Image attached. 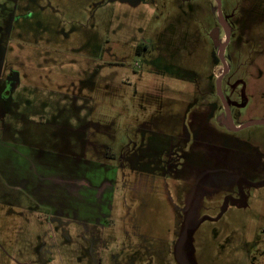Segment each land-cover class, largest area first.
Returning <instances> with one entry per match:
<instances>
[{"label": "rangeland", "instance_id": "obj_1", "mask_svg": "<svg viewBox=\"0 0 264 264\" xmlns=\"http://www.w3.org/2000/svg\"><path fill=\"white\" fill-rule=\"evenodd\" d=\"M220 2L221 60L214 0H0V264H264V124L215 92L264 119V0Z\"/></svg>", "mask_w": 264, "mask_h": 264}, {"label": "flooded vegetation", "instance_id": "obj_2", "mask_svg": "<svg viewBox=\"0 0 264 264\" xmlns=\"http://www.w3.org/2000/svg\"><path fill=\"white\" fill-rule=\"evenodd\" d=\"M227 31H228V29H227ZM229 37H230V34H229ZM228 42H229V40H228ZM225 66H226V73H227V70H228L227 69V65H225ZM225 74L223 75V77L225 76ZM219 75H217L216 80H217ZM221 81H222V79H221ZM222 94H223V92H222ZM216 96L219 99L221 107L223 109L226 127H228L231 131L236 132V131L232 130L229 127L228 119H227V115H226L223 103L221 102V100H220L219 96L217 95V93H216ZM223 97H224V100H225V102H226V104L228 106V110L230 112L232 121L237 127L241 126L242 124H245V123H248L250 121H253V120L239 121L238 123H236L234 121V117H237V109L244 108L247 105L246 98H245V96H244V94L242 92H241V95L239 96V99L237 101L235 100V98H233L229 94H228V97L224 96V94H223ZM254 125H257V124H254ZM250 126H252V125H250ZM247 127H249V126H247ZM244 128H246V127H244ZM244 128H241V129H244ZM241 129H239V130H241ZM239 130H237V131H239ZM249 141L250 140H243V143L245 144V150H244V152L242 154V159L244 161L246 160L247 167H248V170L250 171V173L253 174V175H256L259 172H264V151L261 150L258 146L254 145L253 143H251ZM248 183H250L251 185H254V186L264 185V183H262V182L261 183L260 182L259 183H256V182L254 183L251 180H249Z\"/></svg>", "mask_w": 264, "mask_h": 264}, {"label": "water", "instance_id": "obj_3", "mask_svg": "<svg viewBox=\"0 0 264 264\" xmlns=\"http://www.w3.org/2000/svg\"><path fill=\"white\" fill-rule=\"evenodd\" d=\"M216 2V5H217V14H218V18H219V21H220V24L225 32V40L222 44V46L220 47L219 51H218V55L217 57L221 60L222 59V55L224 53V49H225V46L229 40V34H228V31H227V28H226V24L224 22V19H223V15H222V11H221V2L220 0H214ZM226 73V66L223 65V71L222 73L218 76L217 78V81H216V93L217 95L219 96L221 102L223 103V106H224V109H225V112H226V115H227V119H228V124H229V127L234 130V131H237L241 128H244V127H247V126H250V125H254V124H264V119H259V120H253V121H250L248 123H245V124H242L241 126H236L233 121H232V118H231V115H230V112L228 110V106L224 100V97H223V94H222V91H221V79L223 77V75Z\"/></svg>", "mask_w": 264, "mask_h": 264}, {"label": "crops", "instance_id": "obj_4", "mask_svg": "<svg viewBox=\"0 0 264 264\" xmlns=\"http://www.w3.org/2000/svg\"><path fill=\"white\" fill-rule=\"evenodd\" d=\"M10 145L11 144H9V143H5L3 141H0V151L2 152L4 149H6V150L8 149L9 152L15 150V149L9 148ZM2 147H3V149H1ZM0 173L4 179L8 180L9 182L13 181L12 183H14L18 178L17 172H15L13 164L11 162L8 163V160H5V159H4L2 164L0 163ZM27 192H32L33 197L35 195L37 198L41 199V196L39 195V192L37 190H35V189L27 190Z\"/></svg>", "mask_w": 264, "mask_h": 264}]
</instances>
